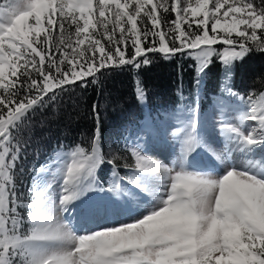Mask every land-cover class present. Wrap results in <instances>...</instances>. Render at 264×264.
Segmentation results:
<instances>
[{"label": "snow or ice", "instance_id": "obj_1", "mask_svg": "<svg viewBox=\"0 0 264 264\" xmlns=\"http://www.w3.org/2000/svg\"><path fill=\"white\" fill-rule=\"evenodd\" d=\"M186 50L196 53L197 87L216 57L222 92L239 105L235 122H218L222 152L201 134L196 106L171 133L173 161L133 147L124 174L107 161L106 182L97 127L90 149L76 145L37 171L56 172L55 197L50 184L34 182L31 203L21 201L14 132L31 111L103 69H139L148 53ZM252 53L264 54V0H0V264H264V92L244 97L228 83ZM201 150L214 160L202 162ZM97 195L137 212L85 233L56 215L77 203L88 214L106 211Z\"/></svg>", "mask_w": 264, "mask_h": 264}, {"label": "trees", "instance_id": "obj_2", "mask_svg": "<svg viewBox=\"0 0 264 264\" xmlns=\"http://www.w3.org/2000/svg\"><path fill=\"white\" fill-rule=\"evenodd\" d=\"M257 1L262 3V0ZM148 56L151 60L149 65H142L139 69L132 66L103 69L96 74L94 82L89 77L84 84L79 81L69 84L55 100L46 99L42 106L31 111L14 132L20 149L27 153L26 166L22 162L25 170L34 173L36 167L58 149H72L76 145L90 149L97 127L100 129L101 146H104V139L120 146L118 143L130 133L128 131L141 124L148 114L171 111L183 103L195 106L198 89L208 99L227 94L222 92L224 68L216 57L212 58L197 87L195 61L186 53L170 57L148 53ZM228 83L242 95L263 92L264 54L252 53L238 62ZM137 85L143 89L145 105L137 98ZM199 101L201 111L203 97ZM104 157L106 162L100 171L104 177H109V157Z\"/></svg>", "mask_w": 264, "mask_h": 264}, {"label": "rangeland", "instance_id": "obj_3", "mask_svg": "<svg viewBox=\"0 0 264 264\" xmlns=\"http://www.w3.org/2000/svg\"><path fill=\"white\" fill-rule=\"evenodd\" d=\"M254 2L258 6L261 5V3L257 0H254ZM164 18L165 20H170L173 19L174 16L168 13L164 14ZM185 27H187V25H185ZM163 28L165 29V31L167 30V23L163 25ZM118 35L119 33L117 31V37ZM215 47L217 49H222L223 45L217 44L215 45ZM184 53L194 59L197 68L198 61L195 58L196 53L192 52L191 50H186ZM197 94V102L200 97H203L202 109L200 112H198L201 134L209 139L212 146L216 149L218 153L222 152L223 144H220L221 141L218 136V122L224 118L233 120V122H235L233 118L236 114V109L239 107V105L237 104L236 100L228 96V94L215 95L213 97H210L209 99L206 95L202 96L201 89H198ZM238 94L244 97L248 95H242L240 93ZM140 102L145 105V99L143 101L140 100ZM194 107V105L183 103L171 111L162 110L158 114H148L142 120L141 124L128 131L130 133H128L124 137V140L122 142L118 143L120 146L114 144L110 139H104V146H101L103 155L109 157V160H114L116 162V164L118 165H116V167L121 174L125 173V164L134 165L135 163L134 159L131 157L130 154L131 149L133 147L139 150H143V154L160 159L164 163H170L176 158L178 152V150L175 148V141L173 140L171 133L175 130L177 126H179L182 121L187 119L190 110ZM148 112L149 111L147 110V113ZM225 113H227V117H225ZM70 150L71 149H58L57 151L51 153L50 156H47L42 165H46V163L49 162L51 158H53L57 154L63 156ZM22 153L24 154L23 158L20 159V162L15 172L17 191L18 194H22L20 197L21 201L25 205L31 203V190L34 182L39 185H43L45 183L50 184L51 194L53 197H55L57 192V180L55 178L56 172L54 170H52L51 172L46 171L42 176L37 178V171L42 165L37 166L34 173L27 172L24 166H26L28 159L27 153H25V149L23 148H21L20 150V155ZM200 159L202 162L207 163L210 159L214 160V157H211L210 154H207L206 150H201ZM22 162L24 166L22 165ZM57 163H59V161H57ZM110 168L111 172L109 177H104L105 175L101 174V169L99 170L98 175L101 180H103V177L105 178L104 180L107 181L111 178L112 167L110 166ZM94 203L105 207L107 210L102 211L98 214V217L100 218L94 222L95 224L92 225L93 227L91 226L90 228L88 225V230H86L87 228H82L81 230L84 232L78 233L90 232L101 225L111 226L118 222H128L133 218V215L137 212V208L135 205L130 208L121 207L119 205L113 204L111 201L107 200V198L103 197L102 195L95 196ZM20 211L21 216L25 220H27L28 209L25 207L22 208ZM68 221L70 222V220Z\"/></svg>", "mask_w": 264, "mask_h": 264}, {"label": "bare ground", "instance_id": "obj_4", "mask_svg": "<svg viewBox=\"0 0 264 264\" xmlns=\"http://www.w3.org/2000/svg\"><path fill=\"white\" fill-rule=\"evenodd\" d=\"M220 144L222 143L220 142ZM81 207L82 206L79 203H77L76 207L72 211L66 214L56 213V215L58 217H63L67 220H70V223L77 232H84L81 230L82 228L85 229L87 228L88 225L91 228V226L95 224L94 222L96 221V219H99L100 217H98V214H88L83 212L81 210ZM86 230H88V228Z\"/></svg>", "mask_w": 264, "mask_h": 264}]
</instances>
